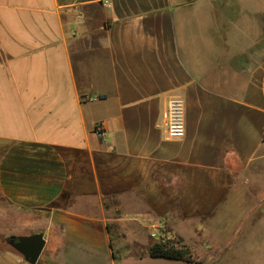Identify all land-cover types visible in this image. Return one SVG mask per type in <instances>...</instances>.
<instances>
[{
    "label": "crops",
    "instance_id": "crops-1",
    "mask_svg": "<svg viewBox=\"0 0 264 264\" xmlns=\"http://www.w3.org/2000/svg\"><path fill=\"white\" fill-rule=\"evenodd\" d=\"M263 136L264 0H0V264L36 233L37 264H150L154 210L205 202Z\"/></svg>",
    "mask_w": 264,
    "mask_h": 264
},
{
    "label": "rangeland",
    "instance_id": "rangeland-1",
    "mask_svg": "<svg viewBox=\"0 0 264 264\" xmlns=\"http://www.w3.org/2000/svg\"><path fill=\"white\" fill-rule=\"evenodd\" d=\"M10 150L0 148V154ZM221 175L224 177L216 183L205 177L200 180L202 188L210 191L205 202L189 201L185 210L167 211L161 206L155 209L147 221L148 231L143 229L148 242L186 247L194 256V264H264V158ZM5 241L0 234V245ZM136 245L129 246L134 253L145 252L144 247L134 248ZM150 262L187 264L153 259Z\"/></svg>",
    "mask_w": 264,
    "mask_h": 264
},
{
    "label": "built area",
    "instance_id": "built-area-1",
    "mask_svg": "<svg viewBox=\"0 0 264 264\" xmlns=\"http://www.w3.org/2000/svg\"><path fill=\"white\" fill-rule=\"evenodd\" d=\"M165 140H182L187 134V108L186 101L181 96L170 98L164 120ZM264 141V136H263Z\"/></svg>",
    "mask_w": 264,
    "mask_h": 264
},
{
    "label": "water",
    "instance_id": "water-1",
    "mask_svg": "<svg viewBox=\"0 0 264 264\" xmlns=\"http://www.w3.org/2000/svg\"><path fill=\"white\" fill-rule=\"evenodd\" d=\"M8 244L19 252L29 264H37L46 246L43 233L11 237Z\"/></svg>",
    "mask_w": 264,
    "mask_h": 264
},
{
    "label": "trees",
    "instance_id": "trees-1",
    "mask_svg": "<svg viewBox=\"0 0 264 264\" xmlns=\"http://www.w3.org/2000/svg\"><path fill=\"white\" fill-rule=\"evenodd\" d=\"M8 242V241H7ZM149 255L153 259H165L170 261H179L185 263H196L192 252L186 248H177L165 243L154 244L149 251Z\"/></svg>",
    "mask_w": 264,
    "mask_h": 264
}]
</instances>
